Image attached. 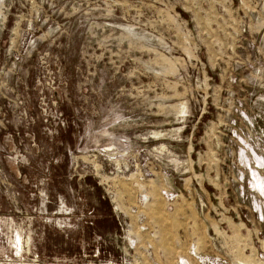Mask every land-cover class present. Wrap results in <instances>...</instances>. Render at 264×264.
<instances>
[{
  "label": "rangeland",
  "instance_id": "obj_1",
  "mask_svg": "<svg viewBox=\"0 0 264 264\" xmlns=\"http://www.w3.org/2000/svg\"><path fill=\"white\" fill-rule=\"evenodd\" d=\"M0 264H264V0H0Z\"/></svg>",
  "mask_w": 264,
  "mask_h": 264
},
{
  "label": "trees",
  "instance_id": "obj_2",
  "mask_svg": "<svg viewBox=\"0 0 264 264\" xmlns=\"http://www.w3.org/2000/svg\"><path fill=\"white\" fill-rule=\"evenodd\" d=\"M87 180H91V179H87ZM93 184H95L94 182H93ZM106 202V201H105Z\"/></svg>",
  "mask_w": 264,
  "mask_h": 264
}]
</instances>
